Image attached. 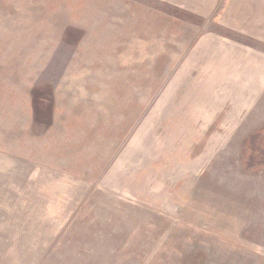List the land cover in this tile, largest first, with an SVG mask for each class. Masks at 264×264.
I'll list each match as a JSON object with an SVG mask.
<instances>
[{"label": "rangeland", "instance_id": "obj_1", "mask_svg": "<svg viewBox=\"0 0 264 264\" xmlns=\"http://www.w3.org/2000/svg\"><path fill=\"white\" fill-rule=\"evenodd\" d=\"M151 5L202 26L195 58H117V75H131L117 94L126 120L100 145L117 173H101L96 200L80 205L96 227L52 214L28 173L0 160V264H264V0L250 31L223 26L221 9L204 22Z\"/></svg>", "mask_w": 264, "mask_h": 264}, {"label": "crops", "instance_id": "obj_2", "mask_svg": "<svg viewBox=\"0 0 264 264\" xmlns=\"http://www.w3.org/2000/svg\"><path fill=\"white\" fill-rule=\"evenodd\" d=\"M159 1L204 22L221 9L220 23L243 31H250L245 24L255 8V0H1L0 160L13 162L11 173H28L30 191L52 214L96 227V212L83 216L80 205L96 200L101 173H117L116 164L108 168L114 149L100 153L105 134L116 144L114 120H126L117 94L131 75H117V58L140 67L195 58L189 51L202 26L151 5ZM44 87L54 100L48 127L34 122L32 92Z\"/></svg>", "mask_w": 264, "mask_h": 264}, {"label": "trees", "instance_id": "obj_3", "mask_svg": "<svg viewBox=\"0 0 264 264\" xmlns=\"http://www.w3.org/2000/svg\"><path fill=\"white\" fill-rule=\"evenodd\" d=\"M34 122L37 126L48 127L51 124L53 94L50 88H35L32 92Z\"/></svg>", "mask_w": 264, "mask_h": 264}]
</instances>
